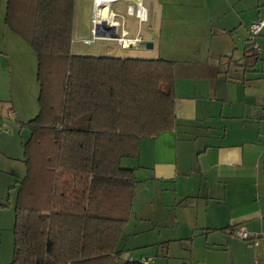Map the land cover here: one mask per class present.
<instances>
[{
    "label": "crops",
    "instance_id": "obj_1",
    "mask_svg": "<svg viewBox=\"0 0 264 264\" xmlns=\"http://www.w3.org/2000/svg\"><path fill=\"white\" fill-rule=\"evenodd\" d=\"M6 1L0 0V110L5 107L22 125L38 113V84L29 76L31 85L26 89L19 78L27 76L24 70H15L13 81L7 49L13 47L15 65L28 57L34 69L36 57L3 24ZM92 3L76 0L74 7L88 34ZM142 4L145 21L126 14L122 6L116 18L126 37L136 41L127 51L139 56L112 55L109 41H117L108 37L90 45L88 54L80 52L85 48L80 40L88 36L72 38L78 52H73L72 42L70 46L73 54L112 58L161 57L158 51L151 55L142 51L157 48L173 62L174 128L142 138L139 156L120 162L135 169L137 181L132 214L120 244L127 243L128 235L136 238L157 232L166 238L161 247L166 264H172L169 246L179 240L194 243L198 236L206 249L221 250L225 264H243L251 250L264 253V26L255 38L258 53L246 41L248 26L264 13V0H142ZM125 20L130 21L128 25ZM143 42L150 43V48ZM252 54L257 56L254 62ZM18 86L25 88L19 89L24 104L20 96H14ZM3 117L0 113V172L10 174L7 167L17 169L10 160L21 158L29 131L20 126L28 135L21 140L14 132L18 140L16 145L12 137L13 147L4 138L8 128L2 126ZM19 175L7 189L14 196ZM241 227L258 233L256 245L233 236L232 231ZM169 230L180 232L161 235ZM180 264L191 263L182 259Z\"/></svg>",
    "mask_w": 264,
    "mask_h": 264
},
{
    "label": "trees",
    "instance_id": "obj_2",
    "mask_svg": "<svg viewBox=\"0 0 264 264\" xmlns=\"http://www.w3.org/2000/svg\"><path fill=\"white\" fill-rule=\"evenodd\" d=\"M75 4L6 1L3 24L34 52L38 84V113L20 125L29 136L10 264H108L120 257L137 182L121 159L137 158L142 138L175 125L173 62L73 54Z\"/></svg>",
    "mask_w": 264,
    "mask_h": 264
},
{
    "label": "rangeland",
    "instance_id": "obj_3",
    "mask_svg": "<svg viewBox=\"0 0 264 264\" xmlns=\"http://www.w3.org/2000/svg\"><path fill=\"white\" fill-rule=\"evenodd\" d=\"M100 3L102 4L103 1H100ZM105 4H107V1L105 2ZM85 5V4H84ZM76 12H78V8L76 7ZM74 23H73V33L72 34V38L73 39H77L80 37H90V34H88V27L84 22H81V24L78 21V15L77 13H74ZM130 21L129 20H125L126 25H128ZM85 24V25H84ZM85 26V28H84ZM13 35V34H12ZM15 36V35H14ZM16 39H18V41H20L21 43H23L24 45L27 44L26 42H24L22 39H20L19 37L15 36ZM98 42H96L97 44ZM94 44V45H96ZM109 44L111 45V53L112 55H118V54H129V55H138L139 53H134L133 50L131 51H127V49H130L129 47L126 49H121V47L116 43V42H110ZM76 44H74V41H72V47H73V52H78L77 47L75 46ZM85 48H83L80 52H84L86 54H88L87 52H91L90 48H92V46L90 45H85L83 46ZM9 52H10V56H11V60H9V64L11 66V68L13 69V72L11 73L13 81H14V74H15V70H24L27 71V76L23 77V76H19L20 80H22L25 83V87L26 89H28L31 85V82L29 80V76L30 79H35L36 80V69H37V61L35 63V67L33 69L32 65L33 62L29 61L28 57H25L24 60L20 61L18 63V65H15V59L16 56L14 55V49L13 47H11L9 45L8 47ZM28 49V48H27ZM29 51L32 53L34 59H35V54L34 52H32V50L29 49ZM142 51H144L146 54H155L157 51V55L161 56V57H157V58H163L164 56L160 53V51L157 48H153V49H143ZM83 54V53H82ZM139 56V55H138ZM31 68H32V73H31ZM18 84L20 85L21 82L19 81ZM20 91H25V88L18 86L17 89L15 88L14 91V96L18 97L20 96L23 102H24V94H21L19 92ZM33 89V87H32ZM28 92V96H30ZM7 111L4 109L1 111L0 113L4 115L3 120H1V122L3 121V125L2 126H6L8 128L7 133H4L5 137L7 140H10L12 142V146L13 144V139L14 142L16 141V145H17V137L19 139H23L26 138L28 135V132L25 128L21 129L20 127V121H15L13 119V116L11 115V113H6ZM16 124L15 128L14 126L12 127V125ZM14 129V130H13ZM21 130V131H20ZM15 132V134L13 136V133ZM12 137H14L12 139ZM14 147V146H13ZM21 158L17 159V160H10L11 163L13 164V166H16L17 169H14L12 167H7L10 174H5L0 172V201H3V203L8 199L7 203H9L8 207H0V264H10L11 259H12V254L11 252L13 251V231H12V227H13V220H14V200H15V196H14V192H11V190H7L9 187H11L12 185H14V179L16 175L20 174L17 177L23 176L24 172H25V165L23 164V153L20 155ZM11 164V165H12ZM180 232V230L177 231H173V230H169L168 232H164V233H160L162 236H173L172 234H176ZM157 233V232H156ZM154 234H138L136 238L134 237H129L128 235V240L127 243L124 240V243L119 244V249L121 250V256H113L111 258L110 261H108V264H121L122 261L129 259V257L133 258V260H137L140 259L141 256L143 257H148L150 256V259L152 262H149L148 264H166V260L167 259L166 253H165V248L161 247V244L164 243V241H166L165 237H159L157 235ZM242 240V239H240ZM194 243L191 242V240L189 242H183L182 240L173 242L170 247V252L169 255L172 258L171 263L172 264H180L181 260L184 259V261L189 262L191 264H225V258H223V254L220 252L221 250L218 249L217 250H213V249H206L203 246V240L201 238H199L198 236H194L193 238ZM247 243H251L253 241L251 240H244ZM251 255L248 256V258L246 259V261L243 264H255V260H257V262H259V264L264 263V253L262 254V251H257L255 254H253V250L250 251ZM189 256H192L190 259ZM224 259V261H223Z\"/></svg>",
    "mask_w": 264,
    "mask_h": 264
},
{
    "label": "built area",
    "instance_id": "obj_4",
    "mask_svg": "<svg viewBox=\"0 0 264 264\" xmlns=\"http://www.w3.org/2000/svg\"><path fill=\"white\" fill-rule=\"evenodd\" d=\"M107 1V6L109 11H104L101 13H97L96 7L97 1L93 0L92 3V11H91V28H90V37L84 38L80 40V43L83 45H93L96 44L101 38H112L119 43L122 47H129L132 44H135V40L128 39L126 37L127 32L121 29L120 22L116 19L121 16V6L124 7L126 14L136 17L140 22L146 20V11L145 8L142 6V0H104L103 4L100 6L105 5ZM123 4V5H121ZM261 18L257 21H254L252 24L248 26V37L246 39L247 43L252 48V51L258 53V46L255 42V38L258 36L261 28L264 26V13ZM105 23L107 26L112 27L113 35H109V31L102 28V24ZM101 33L103 36H101ZM1 130V128H0ZM233 236L242 239V240H251L253 241L252 244L256 245L258 243V233H253L247 231L245 228H236L235 231H232ZM150 257H141L140 261L143 264H146L150 261Z\"/></svg>",
    "mask_w": 264,
    "mask_h": 264
},
{
    "label": "bare ground",
    "instance_id": "obj_5",
    "mask_svg": "<svg viewBox=\"0 0 264 264\" xmlns=\"http://www.w3.org/2000/svg\"><path fill=\"white\" fill-rule=\"evenodd\" d=\"M97 1V4H96V7H94L96 9V12L97 13H101V12H104V11H109L107 4L103 5V6H100V1H104V0H96ZM103 4V3H102Z\"/></svg>",
    "mask_w": 264,
    "mask_h": 264
},
{
    "label": "water",
    "instance_id": "obj_6",
    "mask_svg": "<svg viewBox=\"0 0 264 264\" xmlns=\"http://www.w3.org/2000/svg\"><path fill=\"white\" fill-rule=\"evenodd\" d=\"M102 28L105 29V30H107V31H109L108 33H109L110 36L113 35V33H111L112 32V29H113L112 27H109L105 23H103L102 24ZM142 44H144L145 47H147V48H150V46H151L150 43H146V42H143Z\"/></svg>",
    "mask_w": 264,
    "mask_h": 264
}]
</instances>
